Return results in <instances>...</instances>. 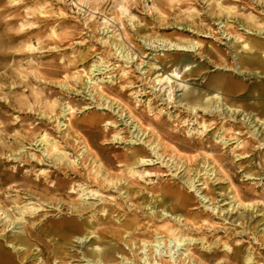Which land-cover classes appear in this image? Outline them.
I'll return each instance as SVG.
<instances>
[{
	"label": "rangeland",
	"instance_id": "obj_1",
	"mask_svg": "<svg viewBox=\"0 0 264 264\" xmlns=\"http://www.w3.org/2000/svg\"><path fill=\"white\" fill-rule=\"evenodd\" d=\"M243 23L264 27V0H0V201L7 198L5 208L20 218L13 231H6L9 236L22 235L25 228L37 232L27 245L29 260L22 261L24 254L5 243L19 264H91L88 259L97 261L101 252L115 262L131 258L123 264H147L141 257L153 253L156 261L150 264H156L161 255L143 243L161 236L157 233L165 224L197 238L179 247L174 255L179 263L186 257L182 264H248L250 256L251 264H264V116L252 111L248 125L243 119L251 110L241 109L254 104L264 72L258 69V78L246 83L251 96L233 97L239 109L224 106L230 110L227 117L196 114L183 96L186 91L214 93L208 90L214 79L236 72L224 61L246 71L235 56L242 51L235 36L262 43L264 34L248 31ZM109 35L134 59L118 56L104 42ZM56 36L61 44L54 42ZM177 42L198 47L164 46ZM94 64H104L103 69L92 72ZM66 105L73 109L64 115ZM137 127L147 133L144 142L132 144ZM116 133L128 141L114 140ZM43 136L68 154L61 167L43 156V145H35ZM147 141H160L165 163L153 157L152 164H135L129 154ZM86 149L84 159L80 154ZM34 154L46 160L39 162ZM171 156L172 169L166 164ZM125 158L134 176L120 164ZM71 160L78 161L77 172ZM98 169L127 181L129 195L126 189L119 195L108 183L97 186ZM192 180L194 188L188 184ZM38 181L43 185L36 186ZM55 183L67 192L45 195L43 190ZM80 184L99 190L104 199L82 198ZM17 204L43 211L33 218ZM113 206L120 210L111 212ZM162 206L185 219L162 216ZM75 226L95 233L78 239L82 235ZM161 247L164 260L174 264Z\"/></svg>",
	"mask_w": 264,
	"mask_h": 264
},
{
	"label": "bare ground",
	"instance_id": "obj_2",
	"mask_svg": "<svg viewBox=\"0 0 264 264\" xmlns=\"http://www.w3.org/2000/svg\"><path fill=\"white\" fill-rule=\"evenodd\" d=\"M219 4V3H218ZM222 6V5H221ZM123 8V6H121ZM120 7V8H121ZM223 7V6H222ZM221 7V8H222ZM226 7V6H225ZM233 10L234 8L231 7ZM224 9V7L222 8ZM226 10L228 11H231L232 9H228V8H225ZM225 10V12H227ZM123 11V14L124 12H126V9L124 10H121ZM220 11V10H219ZM223 11V10H222ZM235 12V11H234ZM127 13V12H126ZM94 14V13H93ZM229 14V13H228ZM126 15V14H125ZM47 16V15H46ZM240 19V18H239ZM253 20V18H251ZM238 21V19L236 20ZM102 22H105L108 23L109 22V19H104V21ZM101 22V23H102ZM233 24V23H231ZM240 24V23H239ZM102 25V24H101ZM200 24L196 25L195 24V28H200L199 26ZM225 26L229 25V22H225L224 24ZM244 26L245 29H247L248 31H253V32H256L258 33H261V34H264V27H256L254 26V24H249V23H243L241 24ZM106 26V25H105ZM189 25H186V27H188ZM36 26H33L32 28H35ZM100 27V26H99ZM105 28V27H104ZM103 28V29H104ZM101 31H102V28H100ZM107 29V28H106ZM106 31V30H104ZM112 31V30H111ZM110 29L107 30V32H111ZM116 34V33H115ZM118 34V33H117ZM113 35V34H112ZM114 36V35H113ZM113 36H108L107 38H105L104 42L105 43H108L109 46H111L112 48L116 49V51L118 52L119 51V54L118 56H122L121 58H124L126 61H130L132 59H134V57L129 53L127 52L125 54V45L122 44V42H118L116 40H111V38ZM106 37V36H105ZM116 37V36H115ZM119 37V35H118ZM237 40H240V45L242 47V51L236 53V57L239 55L240 57V64L245 66L246 68V71L242 70V69H237L235 66H229L228 64L225 63L224 61V67L228 68L229 70H235L236 72H234L231 76H226V77H222V78H219V79H214V82L211 83L210 86H208V90H211L213 89L214 90V93H211V92H207V93H203V94H193L191 91H186V93H184V100L186 101L185 105L186 107L189 106L191 108L192 111L196 112V114H198V112L202 111L204 112L203 114L207 115V116H210V117H215V118H218L220 116H224V117H227L228 116V113L229 112L225 111L224 110V106L227 105L228 108L232 109V108H235V109H239V107H236L233 105L232 103V100H233V97L235 96H239V97H247V96H251L252 93H250V87H246L248 85H246V83L248 82V80H251L252 78H258V75L262 72H257L258 69H261V71L264 72V42H257V41H254V40H251L249 39V37H245L244 35H242L241 33L237 36H235ZM120 40V39H119ZM62 39H60L58 36L55 37V40L54 42L58 43V44H61L62 42ZM60 46V45H59ZM59 46H56L55 48H59ZM165 47L166 46H169L170 49H174L176 48L177 50H191L192 48L193 49H197L198 47V44H194V43H191V44H186V43H174V44H165L164 45ZM60 49V48H59ZM116 53V52H115ZM82 59V58H81ZM104 64H94L92 65L94 67V69H92V72L94 71H100L102 70ZM91 66V67H92ZM108 66H105V68H107ZM238 71L242 74L244 73V76L245 78H240L239 74H238ZM123 73H127L125 70H123ZM264 77V76H262ZM88 79H91L90 77H88ZM88 81V80H87ZM103 81V79H102ZM86 83V82H85ZM81 85V84H80ZM180 85H183L184 87H186L188 84L184 83V82H181ZM83 87V86H82ZM75 89V88H74ZM248 89V90H246ZM256 98H255V102L254 104H250V108H245L242 107L241 109L242 110V113L243 112H246L248 111V109L251 110V112H248L246 115H244V119H243V122L248 124V125H251L253 124V122L251 121L252 119V111H257L258 113H256L257 115L258 114H261V116H264V86L261 87V85L256 88ZM78 91V90H77ZM76 92V91H75ZM215 94V95H214ZM223 95H228L226 97H224ZM104 97L101 96V99H103ZM100 100V99H99ZM101 104V103H100ZM99 104V105H100ZM261 104V108L258 107V105ZM255 105V106H254ZM254 106V108H252ZM68 107V108H66ZM109 108L112 109V104L111 105H108ZM252 108V109H251ZM73 107H71L70 105H66L65 107H63L62 109V114L66 115L68 111L72 110ZM254 114V115H256ZM249 115V117H248ZM53 118V117H52ZM56 119H58V117H55ZM259 119V118H258ZM57 121V120H56ZM61 122L59 121L58 122V125L60 124ZM63 126L67 123L65 122H62L61 123ZM141 124V123H140ZM143 124V123H142ZM258 124V122H257ZM256 124V125H257ZM61 126V125H60ZM69 126V125H68ZM134 127V126H133ZM207 126L206 125H203V132L207 131ZM137 132L136 136H135V133ZM257 132V130H256ZM255 130H254V134L257 135L258 133H256ZM147 133L145 130H142V129H138V127L135 129V131L132 133V137L130 138V142L132 144L136 143L137 141L139 140H142V137L143 135ZM135 136V138H134ZM222 137V136H221ZM225 137V136H224ZM223 137V138H224ZM79 140V138H78ZM114 140H117V141H128L127 140V137H123L121 136L120 133H116L115 136H114ZM134 140H136V142H134ZM142 142H144V139L142 140ZM224 143H226V141H224ZM68 144V143H67ZM146 146H144L142 149L140 150H137V151H133L132 153L129 154L130 157H133L135 159V164H140V165H147V164H152L153 162H155L156 160H161L163 163H165V160H164V155L163 153H161L162 151V146L160 145V141H147L146 142ZM35 145L37 147L39 146H42L44 147V151H43V156L44 157H47V156H51V159L55 161L54 164H59L57 165L58 167H61V165L65 164L67 158H68V154L65 152V150H62L60 147H59V144L57 143L56 140H50V138H47L46 136H43V138H41L40 140H37L35 142ZM85 145H87L85 143ZM75 146V145H74ZM148 147V148H147ZM87 151L84 150L82 151V153L80 155H82V158H84V152ZM42 152V151H41ZM128 153V152H127ZM126 153V154H127ZM20 155V153H19ZM56 156V158H55ZM128 156V157H129ZM34 158H36L39 162H44V158H40L38 157L37 155L34 154V156H32ZM127 157V156H125ZM155 157L156 160H153ZM115 158V157H114ZM70 159V158H69ZM85 159V158H84ZM170 159H173V157L171 156ZM170 159H168L170 161ZM83 160V159H82ZM123 161H125L126 164H123V163H120L122 164V166H127V170H129L132 174V176H134L135 172L133 170V166H132V163L131 161H129V159L125 158L123 159ZM99 162V160H98ZM170 163V162H169ZM168 162H166V164L170 167V169H172L174 167V159L172 161L171 164H169ZM84 164V163H83ZM101 164V163H100ZM119 164V163H118ZM181 164V163H180ZM69 165H73V169L77 172L78 168L76 165H78V161H75V160H71L69 161ZM104 165V164H103ZM125 166V167H126ZM132 166V167H130ZM135 166V165H134ZM69 167V166H67ZM101 167V166H99ZM104 167V166H103ZM102 167V168H103ZM142 167V166H141ZM82 168V167H81ZM85 168V167H84ZM100 169V168H99ZM98 169L97 171V176L95 179V182H97V186H102V188L106 187V183H108L110 185L109 188L111 189H116L119 191V195H123L124 196V193H122V191L126 188H124L125 186H127V184H124L125 182L127 181H123L122 180V177L121 179H117V177L115 179H117V181H115V179L112 177V178H108L106 177L105 175L103 176L100 172V170ZM111 169V168H110ZM138 169V168H137ZM73 170V172H75ZM104 170V169H103ZM106 170V169H105ZM104 170V171H105ZM109 169H107L108 171ZM110 171V170H109ZM126 171V170H125ZM72 172V171H71ZM81 172V171H80ZM108 173V172H107ZM75 174V173H73ZM95 174V175H96ZM100 174V176H99ZM102 177H104V179L106 180H103ZM111 176V175H110ZM118 176V174H117ZM51 176L48 174V176H46V178H50ZM81 177H82V174H81ZM87 177V176H86ZM91 177V176H90ZM115 177V176H114ZM86 180V179H85ZM93 180V179H92ZM128 180V179H126ZM123 181V182H122ZM6 183V179L4 180L2 178V184L4 185ZM86 184V183H85ZM107 184V185H108ZM190 188H194L195 186V181L192 180V181H189L188 182ZM36 186H39V185H43L42 181H38L37 183H35ZM27 186V185H26ZM80 191H82V198L86 196H97L100 200L104 199L103 196H101L102 194H100V191L99 190H95V189H92V188H88L87 186L84 187V184H80ZM173 187V186H172ZM31 188V187H30ZM171 188V187H170ZM73 190L70 191V192H74L75 188H72ZM99 189V188H98ZM129 188L127 187L126 189V192L125 194L127 193V195H129ZM30 191V190H29ZM32 192V191H31ZM30 192V193H31ZM58 192H67L66 191V187L64 186H61L57 183H55L54 185H49L47 186V188L45 190H43V193H45V195H48L50 193H54V194H57ZM3 193V192H2ZM99 193V194H98ZM171 193V192H170ZM34 194V193H33ZM59 194V193H58ZM30 195V194H29ZM2 197V195H0V198ZM29 197V196H28ZM31 197V196H30ZM10 199V198H9ZM173 199H174V192H173ZM19 200V199H18ZM16 200L14 204L18 203L19 201ZM181 200L185 203L184 199L181 198ZM21 201V200H20ZM106 201V200H105ZM23 202V201H22ZM10 203L7 201V198L3 200V202L0 201V223L2 222H5L4 223V227L2 229H0V264H19L18 262V259H17V256L14 252L10 251V249H8V246L5 245V243H7L9 246L12 245L13 248L16 249V252L19 253V254H24L23 257L21 258V260H29V248L30 246H27L31 241V238L32 236L37 233V232H34L33 229H28V228H25V230L21 231L22 235H8V233H6V231H13V229L15 227H17L18 223L17 221L20 220V218L18 219L14 214L15 217H13V215L10 213V211L8 209L5 208V206H7V204ZM85 203V202H84ZM18 206L17 207H24V209L26 211H32L33 212V218H36L38 216H40V212L43 211V209H41L40 207H29L27 205H22V206H19V204H17ZM21 205V203H20ZM72 205H75V204H72ZM117 205V203H116ZM78 207L77 205L75 206V208ZM149 207V206H148ZM106 208V207H105ZM10 209V208H9ZM23 209V208H22ZM113 211L111 210V212H114L118 211L119 208H117L116 206H113L112 207ZM152 209V208H151ZM185 209V208H184ZM15 210V209H14ZM70 210V209H69ZM120 210V209H119ZM77 211V210H76ZM75 211V212H76ZM22 212V211H21ZM25 212V211H24ZM22 212V214L24 213ZM74 212V211H73ZM72 212V213H73ZM161 212V215L162 216H171L174 218L175 221H179L181 222V218L183 217L184 214H177L175 213L174 211H170L168 210L167 208L163 207L160 208V211ZM14 213V211H13ZM27 213V212H26ZM110 214V213H109ZM24 216V215H23ZM22 217V216H20ZM25 217V216H24ZM121 217V216H120ZM117 218L118 221H120L121 218ZM186 219L188 218L187 216H185ZM184 218V217H183ZM185 219V218H184ZM23 220V219H22ZM26 221V220H25ZM3 224V223H2ZM21 224V223H20ZM25 224V223H23ZM129 224L125 223L123 224L124 227H128ZM137 226V225H136ZM1 228V227H0ZM73 228V227H72ZM75 231L78 232L79 234H81L82 236L81 237H78V239H84L85 240L90 237L92 234H94L95 232H91L90 230L88 231H84L82 230V228L79 226H75ZM177 226L175 227L174 224L173 225H168V224H165L163 225V231L157 233V235H161V236H156V233L155 235L153 236L154 238L151 239L150 241H144L143 243V246L145 244H148V246L151 245L155 247V249L158 251L159 255H161V259H159L157 261L156 264L160 263L159 261H162L163 264H169L170 261H166L164 260L163 258V250H162V247L161 245H164V247L166 248L167 250V253H170L172 254V248H170V245L171 243H174L173 246L174 247H177L176 249H174V253L171 255V258H173V263L174 264H182L181 262L184 263V261L186 260V257L185 259H181L180 263L177 261V256L174 257V255L176 254V252L180 249L179 247L182 246V245H189L190 243H192L194 240L197 241V238L195 237H192V236H189V235H179L178 234V230L176 229ZM128 230V229H126ZM124 230V231H126ZM180 232V231H179ZM123 233V232H122ZM24 234V235H23ZM126 233H123V239L124 240V236H125ZM185 234V233H184ZM189 234V233H187ZM96 235V234H95ZM98 235V234H97ZM127 237V236H126ZM63 240V239H62ZM127 240V238L125 239ZM203 240V239H202ZM130 241V240H129ZM129 241L127 243H129ZM228 245V244H227ZM147 246V247H148ZM172 246V245H171ZM146 247V248H147ZM185 247V246H184ZM44 248V247H43ZM42 248V249H43ZM145 248V247H143ZM145 248V249H146ZM227 248V247H226ZM152 249V248H151ZM144 250V249H143ZM42 252L44 250H41ZM152 251V250H151ZM156 251V252H157ZM180 251V250H179ZM154 252V251H153ZM31 253V252H30ZM157 253V254H158ZM153 253H151L149 255V257H146V256H142V260L144 259L145 260V263H153L155 262L156 260H154V257L152 255ZM169 254V255H170ZM107 254L106 253H100V257L97 258V261L93 262V261H90V259H88L89 263L91 264H123V261L125 259H129V257H126L125 255L123 256V260L122 261H116L115 262V259H114V256L108 258L106 256ZM182 255V254H180ZM148 256V255H147ZM36 257V256H35ZM122 257V256H121ZM157 259V258H156ZM131 261V260H130ZM247 263L248 264H251L252 262V258L249 256L247 258ZM21 262V261H20ZM144 262V261H143ZM21 264H25L23 262H21ZM65 264V263H63ZM155 264V263H154Z\"/></svg>",
	"mask_w": 264,
	"mask_h": 264
}]
</instances>
